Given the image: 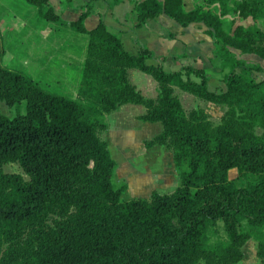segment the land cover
<instances>
[{"label": "trees", "instance_id": "16d2710c", "mask_svg": "<svg viewBox=\"0 0 264 264\" xmlns=\"http://www.w3.org/2000/svg\"><path fill=\"white\" fill-rule=\"evenodd\" d=\"M25 1L39 21H60L49 0ZM129 1L136 27L161 14L183 27L203 24L220 84L209 88L202 66L165 70L146 47L132 56L102 19L86 29L87 6L60 21L87 36L75 95L5 65L0 33V100L25 102L24 114L0 113V264H236L249 239L264 264V64L235 53L264 61V0H203L189 9L185 0ZM130 70L152 77L155 97ZM175 89L224 106L219 123L202 107L186 110ZM124 104L143 106L136 118L160 124L145 147L171 154L179 177L172 192L124 200L127 184L112 186L117 164L101 133L105 116ZM7 163L26 177L4 171Z\"/></svg>", "mask_w": 264, "mask_h": 264}, {"label": "rangeland", "instance_id": "374dc122", "mask_svg": "<svg viewBox=\"0 0 264 264\" xmlns=\"http://www.w3.org/2000/svg\"><path fill=\"white\" fill-rule=\"evenodd\" d=\"M199 3H203V0H185V7L189 9ZM11 15L15 16L14 19L18 23H23L21 28L15 27L16 22ZM36 15L34 6L25 0H0V33L5 52L3 63L11 68L26 72L50 91L75 95L80 68L85 57L87 36L58 22L39 21ZM40 24L42 26L49 24L51 27V33H48L49 35L44 39L40 37L38 31L42 27ZM230 24V17L227 16L224 20L225 28H230ZM38 25L40 26L35 28ZM197 25L206 30L203 24L198 23ZM16 30L19 38L13 40L17 36ZM47 32L48 29L41 33L44 35ZM12 36L15 37L12 39ZM63 50H73L72 61L62 57ZM235 53L246 61L264 64V61L256 55L240 54L238 51ZM187 62L205 68L211 89L220 84L218 58L212 55L211 58L203 57L202 61L196 58L191 61L187 60ZM130 71L132 79L136 83L139 82L137 88L145 96L155 97L157 85L152 77L139 70ZM134 73L141 74L143 80L134 76ZM258 75L259 78H264V68ZM175 93L186 110L202 107L209 114L213 124L219 123L225 110L224 106L199 100L179 89H175ZM123 107H126L127 111L120 118L116 117L121 113L118 110L105 116L108 129L101 133L102 138L107 140L111 156L117 164L111 179L112 186L117 188L122 183L127 184V188L121 195L124 200L135 197L147 198L152 190L159 193L172 192L179 184V177L171 154L162 146L145 147V142L149 141L161 129L160 124L138 120L134 114L143 112L144 108L141 105L124 104L119 108ZM0 113L8 117L19 113L24 114L25 102L8 106L0 100ZM3 170L23 174L22 169L16 163L5 164ZM23 175L26 177L25 174ZM228 176L236 178L238 183L243 182L236 169L229 170ZM256 245L255 240L249 239L243 246V258L236 264H259Z\"/></svg>", "mask_w": 264, "mask_h": 264}, {"label": "crops", "instance_id": "0c3cea01", "mask_svg": "<svg viewBox=\"0 0 264 264\" xmlns=\"http://www.w3.org/2000/svg\"><path fill=\"white\" fill-rule=\"evenodd\" d=\"M49 2L53 9L59 13L60 21L65 23L77 19L87 6L89 14L84 19L86 29L93 28L102 19L110 29L120 34L123 46L129 54L136 56L141 46L146 47L157 59H160L164 69L168 71L184 64H190L187 60L199 58L202 61L203 57L211 58L212 55L214 56L212 39L205 33V29H201L197 25L198 23H191L183 27L165 14H161L153 19H148L141 27L134 26L135 16L132 11V3L129 0H49ZM11 17L14 19L15 16L11 15ZM60 21L57 22L67 25ZM15 22V27L18 29L22 27V22L18 23L16 20ZM50 28L49 24H46L38 29L42 39L51 33ZM47 29L48 32L43 35L41 32ZM14 37L12 36V39ZM18 38L17 31V36L13 40ZM63 51L62 57L72 61L74 58L73 50ZM131 74L130 71L131 81L138 87L139 82L136 83ZM134 76L143 80V76L139 73H134ZM118 111L121 113L116 117L120 118L121 115H125L127 109L123 107L119 108ZM138 114L140 112L134 116Z\"/></svg>", "mask_w": 264, "mask_h": 264}]
</instances>
